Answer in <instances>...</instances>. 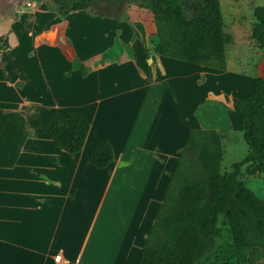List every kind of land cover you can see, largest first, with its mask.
I'll return each mask as SVG.
<instances>
[{"label": "crops", "instance_id": "0c3cea01", "mask_svg": "<svg viewBox=\"0 0 264 264\" xmlns=\"http://www.w3.org/2000/svg\"><path fill=\"white\" fill-rule=\"evenodd\" d=\"M229 10L220 4L224 68L155 54L103 14L0 18V264H136L189 131L243 129L260 75L255 20L244 37L240 8ZM246 42L254 70L238 65ZM68 109L90 122L76 153L49 128ZM101 139L114 151L103 168L88 157Z\"/></svg>", "mask_w": 264, "mask_h": 264}, {"label": "trees", "instance_id": "16d2710c", "mask_svg": "<svg viewBox=\"0 0 264 264\" xmlns=\"http://www.w3.org/2000/svg\"><path fill=\"white\" fill-rule=\"evenodd\" d=\"M60 18L82 10L114 17L122 0H51ZM220 0H141L153 13L155 33L135 30L151 52L188 62L225 67V44ZM39 9H50L40 3ZM252 38L264 49V5L253 10ZM255 91L241 103L240 121L249 153L222 172L220 132L192 129L180 151L169 185L136 264H193L213 243L218 221H226L235 264H264L256 255L264 248V200L247 186L240 174L264 172V75L254 79ZM52 138L69 153L81 151L90 128L77 109L59 112L50 121ZM114 151L107 139L88 150L89 160L106 167Z\"/></svg>", "mask_w": 264, "mask_h": 264}, {"label": "rangeland", "instance_id": "374dc122", "mask_svg": "<svg viewBox=\"0 0 264 264\" xmlns=\"http://www.w3.org/2000/svg\"><path fill=\"white\" fill-rule=\"evenodd\" d=\"M32 1L34 4L28 6L27 2ZM140 2L141 0H122L121 6H116L117 15L114 17L134 31L138 26H142L146 34H154L155 25L153 13L146 7L142 6ZM219 2L223 12L227 10V12L229 11V13H231L229 8L232 10L235 7L240 8L238 13L242 18L241 26L239 28L241 29V32L245 34L243 35L244 37L249 32L250 26L255 20L253 15L254 8L259 5H264V0H220ZM40 3H45L50 9H54V3L51 0H0V18L18 16L20 11H29L31 7L38 9ZM30 11L33 12L32 10ZM227 12L225 11V13ZM246 43L245 48L247 50L243 51L245 54V60H242V63L238 65H242V67H244L243 69L250 70L253 68L254 70L253 58L250 52L252 48L251 45L249 46V42ZM253 43L257 55L255 58L257 59V72L261 75L264 74V49L260 48L254 39ZM260 62H262L263 65H260ZM232 65L233 67H236V64L233 63ZM221 140L223 150L221 171L226 172L231 170V165L233 163L241 161L249 153V146L243 138L242 130L229 133L228 135L223 136ZM239 176L247 186L256 192L261 200H264V172L247 175L244 168H242ZM125 195L126 193L124 192L123 196ZM125 204L126 202L124 205ZM218 227L219 230L214 235L213 243L195 260L193 264H235L236 258L232 239L224 218H219ZM256 255L264 262V248L257 249Z\"/></svg>", "mask_w": 264, "mask_h": 264}, {"label": "built area", "instance_id": "2783aa9c", "mask_svg": "<svg viewBox=\"0 0 264 264\" xmlns=\"http://www.w3.org/2000/svg\"><path fill=\"white\" fill-rule=\"evenodd\" d=\"M33 4H34L33 1L32 2H27L28 6H32ZM61 259H62V254L61 253H58V254L55 255V260L60 261Z\"/></svg>", "mask_w": 264, "mask_h": 264}]
</instances>
